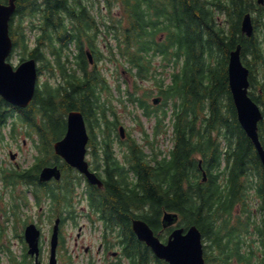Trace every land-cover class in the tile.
I'll return each mask as SVG.
<instances>
[{
	"label": "trees",
	"instance_id": "16d2710c",
	"mask_svg": "<svg viewBox=\"0 0 264 264\" xmlns=\"http://www.w3.org/2000/svg\"><path fill=\"white\" fill-rule=\"evenodd\" d=\"M104 1L119 5L120 35L126 38L125 41H120L116 52L112 49L119 57H127L132 63H143L141 55L144 56V52L153 45L147 46L151 41L145 38L148 35L141 29L151 27L169 31V43L165 46L154 45L156 49L166 53L171 44L184 46L191 61L185 65L184 80L175 78L167 91L168 98H179L183 104L182 112H179L175 103V138L171 150L161 160L158 159L155 163L146 161L140 147H131L133 176L129 177L119 169L111 146L102 147V155L97 153L96 146H92L94 157L108 175L106 190L96 187L94 190L102 194V203L111 212V218L119 220L128 242L125 250L132 264H167L136 238L131 226L132 217H140L158 232L161 228V216L165 211L177 212L182 226L197 225L204 238L212 242L216 253L205 252L208 264H231L234 256L245 264H260V257L258 262H253L254 249L249 255L241 251L234 240L235 230L231 227L227 229L229 221L224 217L232 213L236 203L244 201V194L252 187L251 184L246 185L247 177L252 174L257 177L256 189L262 198L264 210V168L253 142L236 119L235 108L230 102L227 69L229 50L242 43L243 55L248 54L250 58H245L244 62L250 68L252 83L254 84L255 79L253 66L257 63L262 67L264 76V41L256 32L251 37L244 38L240 29L245 13H260L264 11V7L257 0ZM16 4V12L10 25L14 50L18 47L24 50L22 60L44 59L51 69L56 65L67 80L65 87L56 89L46 85L44 90L38 88L33 102L25 108L15 106L0 96V142L4 141V131L7 129L14 139H18L20 128L26 126L41 133V142L37 144V161L24 171L25 181L35 183L38 189H42L36 193L37 202H41L42 194H56L53 188L40 182L38 177L42 166L50 161L61 164L64 172L72 175V180L78 173L69 164L61 162L62 158L55 153L53 147V142L66 128L67 113L79 109L92 123L95 119L97 123L110 121L105 112L96 106L100 92L95 89L101 86V73L89 70L82 41V27L76 32L69 23L73 20L82 23V19L87 17L84 0H16ZM215 8L227 11L230 15L229 33L218 26ZM90 19L92 20L91 16ZM75 37L77 43L74 51L72 43L74 44ZM72 51L76 52V63L80 65L81 75L70 64ZM211 58L216 59L215 66L210 62ZM132 66L136 68L135 64ZM148 69L147 65L138 66V73L147 75ZM260 87L264 91V77L260 80ZM143 96L145 98L147 94ZM209 101L210 105L207 107ZM99 111L103 116L98 115ZM202 116H205L206 131L217 129L220 133V129H230L231 133H226L231 138L228 139L227 154H223L217 139L216 142H211V151L205 148L209 135L203 139L202 134L201 144L196 140V124ZM236 130L239 131V137L234 141L233 133ZM260 134L264 144V119ZM197 153L204 155L202 167L207 173V181H203ZM92 193L97 195L96 192ZM248 222H252L251 216L248 217ZM256 230L259 236L264 237V225L261 227L257 224ZM262 241L264 245V239ZM258 247L257 252H260V242Z\"/></svg>",
	"mask_w": 264,
	"mask_h": 264
},
{
	"label": "flooded vegetation",
	"instance_id": "af4514ba",
	"mask_svg": "<svg viewBox=\"0 0 264 264\" xmlns=\"http://www.w3.org/2000/svg\"><path fill=\"white\" fill-rule=\"evenodd\" d=\"M84 3L83 6L87 10L85 11L87 17H84V20L82 19L84 23L78 20L69 21V23L70 27H74L72 30L76 32L82 27V41L89 70L101 73L99 74L101 86H97L95 89L100 92L99 99H96V106L105 112L106 118L110 122L103 121L97 123L95 119V122L92 123L81 110H70L66 115V128L53 144L65 136L68 129V114L71 111H80L86 121L88 155L90 153L92 157V161L88 159L89 169L102 180L103 184L100 186L92 183L88 176L82 173H76V177H73L72 180V175L65 173L61 164L50 161L47 165H58L62 171V177L60 179L51 178L48 181H41L39 175L40 182L45 183L48 188H53L56 194L52 195L50 192L44 193L41 196L42 201L37 202L36 193L42 189H38L35 183L25 181L24 171L26 166L20 163H10L8 166L0 164V264H132L125 250L128 242L125 240L126 235H124L119 220L116 217L114 219L111 218V212L105 209L102 203V194L100 195L98 190H94L95 187L102 189V191L106 190L105 182L108 179V175L104 171V167L102 170V166L97 161L98 159L94 157L92 146L97 147V153L100 155L103 153L102 147L111 146L119 169L128 174L129 177L133 176V158H130L131 147H140L144 152V159L153 162L155 157L152 155V151L150 153L147 152L145 147L157 145L160 142L159 137L167 130L166 123H164V119L162 118V115L168 114L167 109L163 107L165 104L167 106L170 103L167 91L170 88L171 81L175 78L181 81L184 80L185 65L188 62L191 63V61L184 46L180 47L181 45L171 44L166 53L156 49L155 46H161V44L165 46L166 43H169V31L168 29L151 27L141 29L148 35L145 38L151 41L147 46L153 45L151 49L144 52V56L141 55L143 63H132L127 57H119V55L115 54V49H118L121 40H126L124 36L120 35L121 29L118 25L120 15L119 5L107 4L104 0H84ZM111 7L112 9L110 10ZM214 10L216 11V8ZM221 14L223 18L220 21L218 20V15L215 13L218 26L224 28L226 33H229L231 28L230 15L227 11H222ZM262 14H264V11H260V17ZM254 23L257 30L258 21L254 19ZM240 29L244 38H248L249 36L243 33L242 27ZM159 36H161V39H159ZM260 39L264 41V33ZM75 41L76 37L74 44L72 43L73 47L76 46L75 43L77 41ZM237 46H240L242 60L248 59V54L246 56L243 55V44L238 43L234 48L229 50L227 69L230 52ZM112 49L115 52H112ZM89 52L92 58H90ZM71 54L73 57L70 60L74 63L76 73L81 75L82 70L80 69V65L76 63V52ZM109 62L116 63L117 67H127L121 71L124 75L116 74L114 71L111 74H107L104 68H106ZM210 62L215 66L216 59L211 58ZM133 64L136 65L137 69L130 68V66L133 67ZM141 65L149 67L147 75L138 73V66ZM165 67L172 68V71L168 75V80H166L162 70ZM56 70L59 71L57 75L62 78V81L60 80L59 83L52 86L56 89L65 87L67 85L66 77L63 76L55 65L53 71ZM82 77L85 78V75ZM147 82H153V84H144ZM257 82V86L259 85L258 94L252 91V95L264 109V91L260 88V81ZM254 84L251 83V87H254ZM228 88L230 91V102L233 103L236 119L242 128L238 120L229 84V76ZM114 92L117 94V101H120L125 106L126 112L129 111V108H127L128 103L137 105L139 113L135 114L134 111H129L136 123L134 128H129L123 122L121 118L123 112H120L117 108ZM145 93L147 96L143 98ZM180 100L177 98L176 104L180 109L179 112H182L183 102ZM174 104V101H171L172 114H174ZM209 105L210 101L207 107ZM98 115L103 116L100 111ZM204 118L205 116L199 117L196 124V140L200 143L202 134L203 139L209 135L205 148L211 151V142L215 140L217 135L221 137L226 135V133L229 135L231 132L227 128L224 129V135L221 134L223 132L221 129L220 133H218L217 129L206 131ZM141 119L149 120V127L147 122H144V125H146L144 127ZM102 120H104L103 117ZM107 125L112 127L108 128ZM121 127H124L123 133L120 131ZM135 132H138V134H135ZM22 133H24V130L20 129L19 134L21 135ZM27 134H29V137L35 143L41 142V133L36 129ZM233 134L234 138L232 140L236 141L239 137V131L236 130ZM228 139L231 138L228 137ZM22 142L26 143V140ZM197 156L199 157V161L203 162L204 155L198 153ZM61 162L64 163V161ZM11 167H13V172L8 173V169ZM9 174L12 177L9 178ZM92 192H96L97 195H94ZM30 199L33 201H30ZM162 217L163 214L158 234L160 235L161 229L164 228L169 232L168 238L173 227L165 228L162 223ZM135 219L142 218L132 217V229ZM260 224L263 226L264 221ZM30 226H33V228L29 229ZM36 233L37 247H32L28 241V234L30 237H34ZM54 238L56 243L53 247ZM136 238L145 246H148L137 235ZM167 238L162 237L164 241ZM262 239L264 237L260 235L261 257L264 256ZM149 248L152 250L151 247Z\"/></svg>",
	"mask_w": 264,
	"mask_h": 264
},
{
	"label": "water",
	"instance_id": "95a60500",
	"mask_svg": "<svg viewBox=\"0 0 264 264\" xmlns=\"http://www.w3.org/2000/svg\"><path fill=\"white\" fill-rule=\"evenodd\" d=\"M258 3L264 4V0H258ZM16 8V0H9L8 3L0 0V95L18 107H26L36 94L39 72L35 58L26 59L18 66H14L8 60L14 48L13 38L10 35V21ZM241 27L243 33L248 36L253 35L254 23L250 12L243 16ZM228 76L238 119L255 144L264 168V146L258 132V124L263 113L248 93L250 69L241 60L240 46L230 52ZM87 143L88 133L84 115L80 111H71L68 115L67 132L55 143V151L71 166L86 174L92 183L101 186L102 180L90 171L86 160ZM12 157L15 158L16 155L13 154ZM61 174L58 166H47L41 172V180H49L52 177L59 179ZM178 219V213L166 211L162 223L167 227L177 223ZM32 228L33 226L29 227ZM133 230L140 240L152 248L157 257L165 259L169 264H206L203 234L195 224L187 229L175 228L167 242H163L143 219L133 221ZM36 236L37 233L34 237L28 234V241L32 247L36 246Z\"/></svg>",
	"mask_w": 264,
	"mask_h": 264
},
{
	"label": "rangeland",
	"instance_id": "374dc122",
	"mask_svg": "<svg viewBox=\"0 0 264 264\" xmlns=\"http://www.w3.org/2000/svg\"><path fill=\"white\" fill-rule=\"evenodd\" d=\"M221 12L222 11H219L218 9H216L215 11V13L218 15L219 18L218 20L220 21L223 18ZM253 14H254V18L256 17L258 18V19L256 18V20L258 21V28L256 34L257 36H260V33L262 34L264 31V14H262L261 17L259 12L257 13L254 12ZM159 39H161V36H159ZM23 52L24 50H22L21 47H18L15 50V53L12 57V62L15 65L20 62L23 56ZM48 64L49 63H47L46 60L44 59L38 60V66L42 68L39 75V81L40 84L42 85L54 86L55 84L59 83L60 80L62 81V78H60L57 75L59 74V71L58 70L53 71V69H51L48 66ZM101 66H103V64H101ZM253 68H254V75H256L255 82L260 80L262 81L263 79L262 67H260L257 63V65H254ZM104 69H106L107 74H111L112 71H114L116 72V74L124 75V73L121 72L123 66L117 67V64L114 62L107 63L106 68ZM118 70L120 71V73L118 72ZM162 70L164 76L166 77V80H168L169 79L168 75L172 71V68L165 67L162 68ZM144 84L152 85L153 82H147ZM258 87L259 85L258 86L254 85V87H251L250 90L258 94ZM114 98H115V102L117 103L118 110L120 112H123L121 114V118L123 122L129 128H134L136 123L133 115L129 113V111H134L135 114L139 113L140 111L137 105L128 103L127 108H129V111L126 112L125 106H123L120 101H117L118 100L117 94L115 92H114ZM169 102L170 103L167 106L166 104L163 106L164 109H167L168 111V117L166 118V124L168 125V126L166 125L167 130L159 137L160 142H158L157 145H154L153 147H145V150L147 152L150 153L152 151V155H154L155 151H157L160 154V156H163V154H165L173 144V139H172L173 131H172V127L170 126V120H169L170 115L172 114L171 100ZM144 122L145 123L147 122V125L149 127V123H150L149 120L144 119ZM23 130L24 133L20 135L19 142H16L11 137H9L5 140L3 144H0V164L5 166V165H9V163L12 162L9 156L10 150H14L18 152V156L16 160L18 163L22 164L23 166L31 165L35 161V156L37 153L35 142L32 141V138L29 137V134H27L30 131L26 130L25 128ZM135 134H138V132H135ZM23 140L24 141L26 140V143L22 142ZM220 144H221V148L225 149L226 146L225 139H220ZM88 159L92 161V157L90 153L88 155ZM250 184L252 185V187H250L247 190V192L244 194V201L241 200L240 202L236 203L232 213L230 215H226L224 218H226L229 221L227 225V229L229 230V227H231L235 230V232L233 233L234 240L239 244L241 251L249 255L250 251L254 249L255 255L253 258V262H258L260 257V252L259 251L257 252V250H259L258 245H259L260 236L258 234V231L256 230V226L257 224H260L261 216H264V213L263 211L260 210L262 199L259 197L258 193L256 192L257 177L255 176V174H252L247 177L246 185H250ZM30 201L33 200L30 199ZM249 216H251L252 218L251 223L248 222ZM168 233L169 232L164 228L161 229L160 231V235L162 237H167ZM211 243L212 242L209 239L204 238L206 251L216 253V248L213 245H211ZM231 264H245V263L241 262L238 257L234 256L231 259Z\"/></svg>",
	"mask_w": 264,
	"mask_h": 264
}]
</instances>
